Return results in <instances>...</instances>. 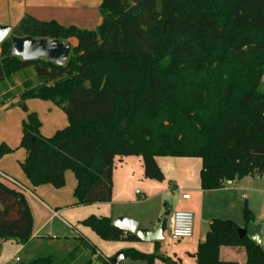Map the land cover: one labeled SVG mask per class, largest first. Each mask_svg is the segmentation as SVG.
<instances>
[{
  "label": "trees",
  "instance_id": "16d2710c",
  "mask_svg": "<svg viewBox=\"0 0 264 264\" xmlns=\"http://www.w3.org/2000/svg\"><path fill=\"white\" fill-rule=\"evenodd\" d=\"M100 6L96 30L26 15L0 43V84L30 67L37 75V84L15 103L28 112L20 146L31 184L62 188L71 170L77 203L109 201L114 165L127 156H140L144 176L158 180L164 178L158 157L201 158L206 190L264 172V0H102ZM15 36L77 43L59 66L9 56ZM30 98L57 104L68 125L43 135L38 114L25 103ZM12 150L2 143L0 158ZM244 219L254 220L247 206ZM112 222L94 214L82 220L104 239L140 240ZM33 225L24 191L0 176V239H14L28 256L13 264H73L86 248L83 264H115L113 256L94 259L97 247L83 235L73 238L79 243L63 258L43 254L60 245L50 239H72L32 238ZM239 227L213 219L195 253L197 264H240L222 259L223 248L241 250L244 264H264L262 245L240 237ZM155 244V252L130 247L124 255L145 264H181L160 251V241Z\"/></svg>",
  "mask_w": 264,
  "mask_h": 264
},
{
  "label": "crops",
  "instance_id": "0c3cea01",
  "mask_svg": "<svg viewBox=\"0 0 264 264\" xmlns=\"http://www.w3.org/2000/svg\"><path fill=\"white\" fill-rule=\"evenodd\" d=\"M101 1L102 0L99 2L100 4ZM96 6H98V4L96 5L94 0H0V24L9 25L13 29L14 26L19 24L23 17L30 15L43 21L56 20L64 25L65 22L68 23L76 21L78 19V14L88 13ZM73 24L80 26V23L76 22H73L70 25ZM68 42H70L71 45H75L77 40L75 38H70ZM14 77L15 74L11 78L12 81L10 83V87H0V110L4 109L8 111L7 113H16V115H18V118L16 120L14 119V122L11 119V123H4L1 129L2 133L0 145L4 143L13 150L12 152L5 154L0 158V174L14 179L25 188L22 190L27 197V201L34 219V233L32 238H39L43 236L60 237L61 235H58L60 234L58 233L60 232L59 227L51 225V221H54V219L57 218L62 219L66 230L68 227H73L76 229L69 219L61 217L63 215H67L66 217H71L73 222H77L79 224L82 222V220L92 214L97 216L111 217L112 220L121 217H134L140 222L143 220L145 221L147 218V213L138 207L133 206L134 208H131L129 205H139V203H142L132 201L130 199V194L136 186L135 183H137V181H141V179H145L142 182L144 185L142 191L138 192V189H136L137 195L144 197L143 199L146 198L147 194H150L156 190L159 192H166L168 190V185L163 188L165 186L163 181L161 182V180H159L160 182H158V179L146 178L144 176L143 160L140 156H137L136 158L133 156H127L116 161L112 171V182L114 183L112 187L111 199L109 201L92 202L94 205L103 203L112 205L110 208H106L104 211H101L102 213H98V211H94L93 209L88 210V208H85L91 203H77V199L74 196V189L78 181H76L73 172L66 171V180L70 182L72 186L70 189L72 194L70 193V196L72 195L73 199L71 201H68L69 197L68 200L63 198L65 195V192L62 191L63 188H55L49 184L40 186H33L31 184L30 180L27 178L21 167V163L25 160L27 152L23 147L20 146L23 135V122L26 120L28 112L21 109V106L15 104L20 100L21 93L26 89L27 86H29V84L27 81L16 83ZM30 85L34 84L30 83ZM13 92L15 93L13 94ZM9 93L12 94L11 97H9ZM25 103L29 109V112H36L38 114L42 122L40 130L45 136L49 135H47L48 133H44L42 130L44 127L39 110H42L44 115L49 117V122L54 128L62 129L59 127L61 126L60 124H62L61 122L65 121V119L68 122L67 114L64 113L65 110L52 101L30 98L27 99ZM7 113L5 112L4 115L6 116ZM159 158L160 157L157 158V161L164 174L163 179L165 180L167 178V173L159 161ZM201 167L202 160L201 162H196V170L195 168L194 171L188 168L185 169V177L183 180L170 177V182H176L175 186L177 187L174 193H176L177 196L173 197L172 202L174 205L172 204L169 210L191 211L194 214V218L197 216L203 222L207 223L209 228L212 220L215 218L231 219L236 221L240 227H246L248 223H246L244 219V208L247 206L254 214L253 221L255 223L262 224V242L260 243L262 245L264 243V172L255 170L244 178L226 181L224 186L221 188L206 190L201 187ZM2 175L0 176L2 177ZM2 178L5 182L10 183V181L5 179L4 176ZM11 185L17 187L12 183ZM70 190H68L67 193H69ZM182 192L189 193L190 197L183 198ZM67 195L68 194H66V197ZM116 205H119L120 208H117ZM121 206H125L124 209L123 207L121 208ZM37 217L41 218L38 225H36ZM161 220L162 218H159L158 222ZM85 227L90 228L88 226ZM143 229L147 230V228ZM76 230L78 231V229ZM165 230H167L169 233L167 226ZM44 231H46V233H44ZM194 231L196 232V230H193V235L189 238H183L181 240H173L171 236L170 238L172 241H178L181 244L187 241L186 244L190 243L194 247L197 246L198 249V245L205 240L204 238H206L207 232L200 236L197 245V243L193 241ZM93 232L99 236L95 231ZM78 235L85 236L97 247V252H95L96 254L94 255V259L98 255L110 257L105 255L104 252L99 248L94 239L90 236L91 234L87 233L85 230H79ZM3 241L0 239V244ZM161 246L162 244L160 241V251L162 250ZM191 249H193V247ZM21 250L22 246H19L17 252H21ZM196 251H193L191 254L196 256ZM162 253L166 254L165 252ZM222 253H224L226 258H236L240 264H244V253L241 250L236 248H223ZM17 257L19 256H16L13 261H16Z\"/></svg>",
  "mask_w": 264,
  "mask_h": 264
},
{
  "label": "rangeland",
  "instance_id": "374dc122",
  "mask_svg": "<svg viewBox=\"0 0 264 264\" xmlns=\"http://www.w3.org/2000/svg\"><path fill=\"white\" fill-rule=\"evenodd\" d=\"M94 1L96 5L98 4V6L90 10L88 13L78 14L77 15L78 19L76 21H73L76 23H80L79 27H82V28L85 27L87 29L96 30L97 27L99 26L101 18H102L101 12H100V7H101L99 3L100 0H94ZM73 22H68V23L65 22L64 25L69 26ZM14 80L16 83H19L21 81L22 82L27 81L29 85L30 83L35 85L37 83V75H36L34 68L30 67L26 69L25 71L15 74ZM11 81H12L11 79H7L5 82H2L0 84V87H7V88L10 87ZM14 93L15 92H13V94ZM21 109L23 108L21 107ZM39 111H40V117L42 118V121H43V127H44L42 128L43 132L48 133L47 135L49 136L53 135V133H55V131H57V129L59 128H54L53 126H51V123L49 122V117L45 116L42 110H39ZM5 112L7 113L8 111L4 109L0 110V139H1V133H2L1 129L4 123L10 122L11 119L14 122V119L16 120L18 118V115H16V113H7V115L5 116L4 115ZM52 115H55V114H52ZM61 123L62 124H60L61 126L59 127L63 129V127L65 128L68 122L65 119V121ZM133 157L136 158L137 156H133ZM159 161L161 162V164L163 165V168L165 169L167 173V178L165 180L164 179L161 180V182L162 181L164 182L165 186L163 188H165L168 185V190L166 192H163V191L159 192L158 190H156L150 194H147L146 198L143 199L144 197L137 195L136 193V189H138V192L142 191L143 189L144 185L142 184V182L145 179H141V181H137V183H135L136 186L130 194V199L132 201L142 202V203H139V205L129 204L130 207L131 208L138 207L139 209L147 213V218L145 219V221L143 220L142 222H140L137 218H134V217H130V218L137 220L139 222V227L147 228V230L155 229L158 226L159 224L158 219L162 218L163 215L170 209L171 205L173 204L172 202L173 197L177 196V194L174 193L177 187L175 186L176 182H173V183L170 182V177L183 180V178L185 177L184 176L185 169L188 168L194 171V168H195L196 170V162H201V158H184V157H175V156L170 157L168 155L166 157L165 156L160 157ZM197 167H198V163H197ZM68 172H72V171L68 170ZM158 182L160 181L158 180ZM71 187L72 186L70 182H68L67 180H66L65 186L62 187L63 188L62 191L65 192V195L63 198L68 200V197H69L68 201H71L73 199V196L72 195L70 196ZM68 190H70L69 193H67ZM66 194H68L67 197H66ZM91 204L87 205V207L85 208H88V210L93 209L94 211H98V213H102L101 211H104L106 208H110L112 206L110 204H105V203L99 204V205H94V203L92 205ZM116 207L120 208L119 205H116ZM122 207L124 209L125 206H121V208ZM66 216L67 215H63L61 217L69 219V221L73 223L74 227L78 229V231L85 230L87 233L91 234L90 236L94 239L96 244L104 252L105 255L114 257L119 252L124 251V249L130 248V247L138 248L140 251H143V252H149V253L155 252V249H156L155 242L128 241V240L110 241V240L97 236L90 228L85 227L84 224H82V222L80 224L77 222H73L71 217H66ZM39 220H41V218L37 217L36 225H38ZM51 225L59 227L60 232L58 233L60 234L58 235H61L63 237L70 236L72 239V242L50 239L54 243L59 242L58 243L60 244L58 245L59 247H57L56 244H53L52 247L54 248H48L44 252L43 251L42 252L43 254L54 252V253L61 255V257L63 258L65 257L64 255H67L68 254L67 252H69L72 249V246H75L79 243L77 239H73L74 237H78V231L73 227H68V229L66 230L65 225L62 219L60 218H57V219H54V221H51ZM208 229H209V225L203 222L197 216H195L194 230H196V232L194 231L193 241H195L197 245H198V240L200 236H202L205 232H207ZM44 233H46V231H44ZM186 242L181 244L178 241H172L168 231L165 230L164 239L161 240V244H162L161 252H165L167 255H169L170 257L174 258L175 260L179 262L181 261L182 264H197L196 257L191 254L193 251L197 250V246L194 247L190 243L186 244ZM63 244H64V247L60 248L61 245ZM262 246L264 247V243L262 244ZM18 247H19V244L14 239L4 240L0 246V264L16 263V261H13V259L16 256H19L22 258H28L26 252H17ZM192 247L193 249H191ZM83 251H84L83 254L79 256L80 261L73 263V264H83L84 257L88 256L89 250H87L86 248V249H83ZM220 257L222 259H228L222 252H221ZM244 260L245 258H243V261ZM122 264H145V263L141 259H134V258L127 256L122 260ZM156 264H168V263L162 262L161 260L158 259L156 261Z\"/></svg>",
  "mask_w": 264,
  "mask_h": 264
},
{
  "label": "water",
  "instance_id": "95a60500",
  "mask_svg": "<svg viewBox=\"0 0 264 264\" xmlns=\"http://www.w3.org/2000/svg\"><path fill=\"white\" fill-rule=\"evenodd\" d=\"M12 27L0 24V42L11 36ZM72 45L68 41L54 38H35L33 36L12 37L9 56H18L22 60H35L38 58L49 59L53 64L63 66L66 64ZM168 210L162 217L158 226L152 230H145L139 227V222L130 217H121L113 220L112 224L125 232L135 233L141 241H161L164 239L165 224L170 215ZM240 237L247 235L257 243L262 242V224L250 221L246 227H239ZM125 258L124 251L114 256L115 264H120Z\"/></svg>",
  "mask_w": 264,
  "mask_h": 264
},
{
  "label": "built area",
  "instance_id": "2783aa9c",
  "mask_svg": "<svg viewBox=\"0 0 264 264\" xmlns=\"http://www.w3.org/2000/svg\"><path fill=\"white\" fill-rule=\"evenodd\" d=\"M3 176L5 177V179H8L10 183L14 184L18 188L23 190L25 189L21 184H19L14 179L5 175H2V177ZM182 197L189 198L190 194L182 192ZM166 226L173 240H181L183 238H189L193 235L194 214L191 211H186V210H173L170 212V215L166 221ZM18 260L19 257L16 258V261Z\"/></svg>",
  "mask_w": 264,
  "mask_h": 264
}]
</instances>
